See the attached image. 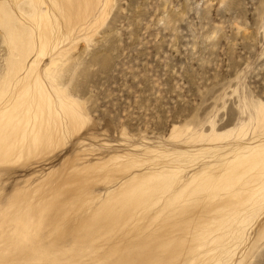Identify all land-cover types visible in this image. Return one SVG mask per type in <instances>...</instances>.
<instances>
[{
  "label": "rangeland",
  "instance_id": "rangeland-1",
  "mask_svg": "<svg viewBox=\"0 0 264 264\" xmlns=\"http://www.w3.org/2000/svg\"><path fill=\"white\" fill-rule=\"evenodd\" d=\"M169 218L264 264V0H0V264L166 261Z\"/></svg>",
  "mask_w": 264,
  "mask_h": 264
},
{
  "label": "bare ground",
  "instance_id": "bare-ground-1",
  "mask_svg": "<svg viewBox=\"0 0 264 264\" xmlns=\"http://www.w3.org/2000/svg\"><path fill=\"white\" fill-rule=\"evenodd\" d=\"M99 2L100 0H56V4L59 5L62 18L67 27L73 26L78 23L85 22L94 13ZM40 21H43V20L40 19ZM49 36H50V33L48 32L47 27L43 26L41 29V37H43L44 40H47ZM71 125L76 129L74 120L71 122ZM33 130L38 132L37 129H33ZM16 133H18V131H15L14 135ZM53 134L55 135V133ZM19 137H20V141L24 142L25 138L22 137L20 133H19ZM211 179H212L211 177H208V181L206 180V183H208V186L209 184H211ZM205 203H206L205 208H207L208 211H212L215 206L214 200L213 199L210 200V198H208ZM179 219L180 218H169V222L161 225L157 231V236L161 238H164L165 236H167V241L165 243L156 242L155 250L157 252L165 253L167 256V260L165 261L162 258L155 259L151 257V254H144L145 259L142 261H139L137 264H154V263L174 264L175 259L172 260V258H176L178 256L183 258L184 253H190V257L194 256V254L192 253L195 252L199 248L197 237L200 234V232L197 230H194V234L196 235V237L194 238L190 237L188 243H186L183 237H185V234L187 233L188 228ZM263 230H264V226H263ZM175 233H177V236L174 235ZM152 259H155V260H152Z\"/></svg>",
  "mask_w": 264,
  "mask_h": 264
}]
</instances>
